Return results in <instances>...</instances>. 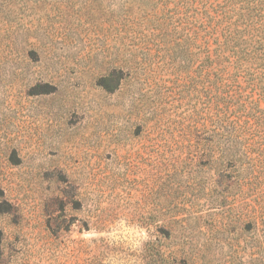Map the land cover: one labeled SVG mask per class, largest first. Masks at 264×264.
<instances>
[{
    "label": "rangeland",
    "instance_id": "374dc122",
    "mask_svg": "<svg viewBox=\"0 0 264 264\" xmlns=\"http://www.w3.org/2000/svg\"><path fill=\"white\" fill-rule=\"evenodd\" d=\"M150 3L0 0V264H264V75L226 157L201 41Z\"/></svg>",
    "mask_w": 264,
    "mask_h": 264
},
{
    "label": "trees",
    "instance_id": "16d2710c",
    "mask_svg": "<svg viewBox=\"0 0 264 264\" xmlns=\"http://www.w3.org/2000/svg\"><path fill=\"white\" fill-rule=\"evenodd\" d=\"M146 1L151 2V8L143 10L138 24L147 15L153 22H158V26L151 28L150 38L172 35L179 27L181 33L174 39L179 36L186 37L185 40L200 39L202 58L199 68L205 85V109L208 118L211 115L212 123L203 122L196 136H202L204 143L213 142L216 150L226 157L231 156L229 150L239 138L244 139L249 130L246 122L241 123L229 110L230 90L234 85L239 87L238 76L264 75V0ZM160 20L166 22L164 31L160 28ZM125 21L133 22V19ZM188 46L185 53H189Z\"/></svg>",
    "mask_w": 264,
    "mask_h": 264
}]
</instances>
